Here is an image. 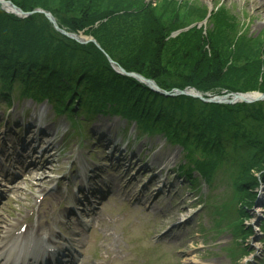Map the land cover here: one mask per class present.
Wrapping results in <instances>:
<instances>
[{
  "label": "rangeland",
  "instance_id": "374dc122",
  "mask_svg": "<svg viewBox=\"0 0 264 264\" xmlns=\"http://www.w3.org/2000/svg\"><path fill=\"white\" fill-rule=\"evenodd\" d=\"M42 1L53 7L61 4L60 0ZM66 4L70 7L65 10L89 9L91 7L97 9V11H87L89 13L87 17L77 10L67 12L61 8L60 11H57V14L60 15V28L65 30L69 26L75 29L74 34L80 40L79 42L73 41L74 44L85 46L87 42L83 43V40L93 38L92 34L95 33L102 38H107L106 41L112 35L117 38L118 36L133 37L135 35L132 43L137 51L150 50L155 54V59L150 61L151 63L147 67L142 66V70H146V73L150 74L152 78L162 84H167L169 88L183 87L185 88L184 92L187 93V90H195L193 87H188L193 81L205 88L214 86L217 81H212L211 73H209L212 66L198 75L183 74L162 66V62L165 61L164 54H161V48L153 45L157 43L153 37L156 35L155 32L159 31V27H157L159 23L162 28L166 26L161 30V34L159 31V35H157L159 39L169 30L178 29L169 34V38L172 39L180 31L190 27L199 30L203 37L217 35V14L218 10H222L225 12L223 14L233 21V26H229L234 27L233 30L226 28L222 33H238L244 39H250L253 48L259 51L258 58L243 61L240 56L247 54L249 50L247 48L234 49L230 45L228 53L226 52L225 55L241 62L233 66H240V68L251 66L256 69L257 61H260V66H264V63H261L264 61V0H63L62 5ZM144 7L151 9V13L159 21L152 24L151 31L146 26L148 23L144 24L145 14L142 12ZM1 11L5 13L4 10ZM112 11L117 14H111ZM145 12L148 14V10L145 9ZM105 15H108V18L91 27L90 23L93 20ZM146 18L150 21L149 16ZM45 20L47 26L44 29H53L57 32L46 18ZM187 49L186 42L180 51L184 52ZM204 50L208 54L221 51L215 46H205ZM184 62L189 66H195L197 63L191 59ZM216 92L217 88L201 94L203 98L213 100L218 96ZM209 105L217 104L209 103ZM23 109H29L30 114H33L26 122L19 124L20 127L15 126ZM0 110V121H7L0 127V153L3 149L6 155L9 154V146L19 140L22 141L29 134L30 130H26V128L34 112L37 119L36 125H45L49 129L50 139L57 143L58 148L52 153L53 156L58 157L56 163L47 165L45 175L50 178L48 184H40L38 175L32 179L30 177L28 179L21 178L16 184L14 182L8 184L11 177L18 176L11 174V171L5 166L6 161L2 157L3 154H0V170L10 171L11 175L6 179V182L0 179V191L3 192V195L0 192V230L5 224H13L22 218L34 207L33 203L39 197L42 203L40 216L45 217L39 221L43 227H48L49 230L46 229L47 232L40 236L36 234L37 238L42 239L45 234L59 237L58 241L62 243H59L58 246L60 258L63 247L73 248L75 255L72 253V257H77V264L83 262L93 264V262L101 261L102 256H110L111 260L117 258L121 264H182L181 262L184 260H187L188 264H248L254 256L259 260L258 263L264 264V236L258 233L255 225L256 219L264 225L260 206L254 209H250L249 206L248 210H245L248 219L243 223L240 221V224L246 227L244 231L245 243L234 240L236 236H230V232L223 231L217 235L219 204L231 206L229 211L231 217H234V208L238 206V196L231 187L234 171L228 168H217L212 186L207 188L197 182L196 189H194L188 186L184 177L176 174L178 166L183 165V156L178 148L165 144L164 140L159 137H144L135 140V131L116 117L99 116L94 118L91 123H83L85 127L81 131L73 127L72 122L65 117L53 115L48 106L42 108L30 103H22L18 107L13 105L12 110H6L4 104L0 103ZM9 131L17 135L9 134L7 138H4V134ZM89 131L92 132L93 138L89 137ZM106 144L108 147L104 148ZM115 146H118V152H116ZM39 148L42 149L43 144H39ZM40 149L37 153L40 152ZM123 150H125L124 156L127 161L132 155L135 160L145 157L144 164L162 168L159 185H155L154 180L150 182V177H147L146 174L139 175L136 170L123 169L117 161ZM9 159L13 163L18 158ZM132 161L129 160V163ZM84 168H88L85 170H89V168L100 170L106 177L113 180L118 179L121 174H125L126 176L124 175L120 181L113 182L115 194L119 195L125 190L126 187H122V183L128 177L131 180L129 193H140L142 205L147 206L145 212L140 206L133 207L131 204L105 200L101 207L93 204L97 207V213L101 217L100 222L94 220L91 223L92 216L78 220L77 217L71 218L67 214L64 217L56 215V223L52 224V215L50 216V214L52 210L58 211V204L61 201V197L58 201L57 198L59 195L64 198L77 197L76 193L80 189L77 176L82 173ZM16 173L18 174V172ZM175 176L177 177L175 178ZM194 177L197 176L194 174ZM162 184H166V186L164 187ZM38 185L39 188L36 189ZM8 187L11 188V191H7ZM78 196L81 199L82 195L78 193ZM227 197L230 199H226ZM180 202L182 205H179ZM62 206L64 210L68 209V205ZM181 208H185L183 212H180ZM128 212L131 213L129 217H127ZM78 213L75 210L76 216ZM186 218H188L186 222L179 224L180 220ZM165 219L168 221L162 223L161 221ZM81 220L90 222V226L87 229H79ZM58 221L66 223L67 230L58 226ZM37 223L38 214L31 222L33 229ZM222 225V228H226L223 223ZM70 229L76 231L72 232ZM44 231L42 228L41 232ZM170 231H172L170 236H176L177 242H173L171 237H164ZM261 231L263 232V229ZM182 243L185 244L184 248L179 247ZM244 246L245 248H243ZM242 249L247 250L248 255L251 254L243 261L244 263L240 259L237 262V256ZM173 253L177 255L176 259L172 258ZM231 254H234V258H231Z\"/></svg>",
  "mask_w": 264,
  "mask_h": 264
},
{
  "label": "trees",
  "instance_id": "16d2710c",
  "mask_svg": "<svg viewBox=\"0 0 264 264\" xmlns=\"http://www.w3.org/2000/svg\"><path fill=\"white\" fill-rule=\"evenodd\" d=\"M9 1L23 12L35 9L49 12L60 27L57 11L70 7L62 5L63 0H60L61 4L57 7L49 6L42 0ZM75 10L84 17H87L89 10L97 11L92 7L65 11ZM142 12L145 14L144 24L148 23L146 26L151 31L152 24L159 21L148 7H144ZM223 13L218 10V32L212 36L203 37L199 30L190 28L172 39L169 34L178 29L169 30L159 39V31L161 34V30L166 28H162L159 23V31L153 37L159 45H153L161 48V54H164L162 66L168 70L195 75L202 74L212 66L209 73L212 81H217L214 86L205 88L196 81L188 86L201 93L217 88L216 95L251 92L264 94V66H260V61H257L256 69L251 66L240 68L233 66L240 64V61L225 55L230 45L234 49L249 50L240 56L243 61L258 58L259 51L253 48L250 39H244L238 33H222L226 28L234 29L229 26H233V21ZM111 14L117 13L112 11ZM105 18L108 15L93 20L91 27ZM45 26L47 21L42 15L17 19L0 10V93L8 95L18 90L20 95L36 101L47 99L58 107L59 112L63 109L71 112L69 105L76 104L79 111H89L90 108V111L107 110L119 115L135 122L141 132L160 134L167 142L181 146L190 170L196 171L208 183L217 168L234 171L232 185L239 204L235 208L236 219L231 224L234 232L239 226L242 228L239 234L244 240L240 221L243 223L248 219L245 208L253 205L254 189L260 181L264 184V102L234 106L208 105L183 96H159L135 80L115 74L106 59L108 56L126 72L137 73L155 81L163 90L185 89L178 86L169 88L142 70V66L147 67L155 59V54L150 50L137 51L132 43L135 35L118 38L112 35L106 41L107 38L92 34L101 48L98 50L92 44L78 46L53 29H44ZM65 30L74 33L75 29L68 26ZM186 42L187 51H180ZM205 46H215L221 51L208 54L204 50ZM189 59L197 62L195 66L184 62ZM252 64H255L254 61Z\"/></svg>",
  "mask_w": 264,
  "mask_h": 264
},
{
  "label": "bare ground",
  "instance_id": "6f19581e",
  "mask_svg": "<svg viewBox=\"0 0 264 264\" xmlns=\"http://www.w3.org/2000/svg\"><path fill=\"white\" fill-rule=\"evenodd\" d=\"M4 10L10 11V8L7 4L3 3ZM253 98L252 95L249 96H243L239 101H247L249 99ZM37 119L35 117V113L32 116L30 122H29V134L22 140L20 146L16 149V147H11L10 151H12V154L9 156L14 157H23L24 163L20 164L19 166L17 164H14V166L19 169L22 173L25 171L26 176L30 177L31 179L34 178L36 175L40 176L38 181L40 184H48L50 183V178H48L46 174L47 165L56 163L57 156H53L52 153L54 151H57V143L53 140H51V134L49 132V129L45 125H36ZM54 132V129H53ZM39 144H43V148H39ZM108 147V145H104V148ZM40 149V152L37 153V151ZM71 160V158H70ZM73 163V162H72ZM138 171H140L138 169ZM148 173L152 174V169H148ZM92 172L88 171L86 175H84L83 180L80 182L81 190L87 189L88 184L90 183V180L92 178ZM125 175V174H124ZM126 176V175H125ZM153 177L150 178L153 180ZM39 188V185L36 189ZM13 190V189H12ZM42 192L41 190H39ZM132 191V190H131ZM126 193V192H125ZM134 200V198L132 199ZM62 203V201H61ZM179 205H182V202L179 203ZM185 208L179 209L180 212H183ZM71 212V209L68 210ZM168 219H165L162 223L167 222ZM1 240V239H0ZM182 264H188L187 260L182 261Z\"/></svg>",
  "mask_w": 264,
  "mask_h": 264
},
{
  "label": "water",
  "instance_id": "95a60500",
  "mask_svg": "<svg viewBox=\"0 0 264 264\" xmlns=\"http://www.w3.org/2000/svg\"><path fill=\"white\" fill-rule=\"evenodd\" d=\"M1 4L3 3V2H0ZM10 6H11V8L14 10V11H16L17 13V15L18 14H22L23 16H26L27 14H23V13H21L20 11H18L12 4H10V3H8ZM45 16L48 18V20L54 25V27H55V29H57V26H56V24H55V21H54V19L49 15V14H45ZM62 34H64V35H66L64 32H61ZM67 36H69V35H67ZM70 38H73V39H75V37L74 36H69ZM97 46V45H96ZM98 47V46H97ZM111 62V61H110ZM113 64V63H112ZM120 71H121V73H124L121 69H119ZM131 76H133V77H135L136 79H138V80H143L140 76H138V75H134V74H131ZM152 86H154V84L153 83H150ZM252 95H255V97H253V98H251V99H249V100H247V101H243V102H245V103H252V102H255V101H260V100H264V95H260V94H252ZM235 98V100H239V99H241L242 98V95H238V96H235L234 97ZM209 102H213V100H211V101H209ZM225 102H227V101H225ZM227 103H231V102H227Z\"/></svg>",
  "mask_w": 264,
  "mask_h": 264
}]
</instances>
